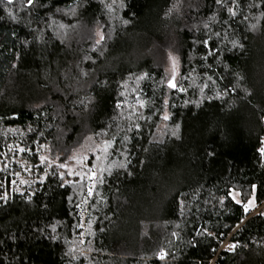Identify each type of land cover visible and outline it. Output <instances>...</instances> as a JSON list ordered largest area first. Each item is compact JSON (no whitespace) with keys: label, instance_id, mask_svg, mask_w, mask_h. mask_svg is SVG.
Returning <instances> with one entry per match:
<instances>
[{"label":"trees","instance_id":"1","mask_svg":"<svg viewBox=\"0 0 264 264\" xmlns=\"http://www.w3.org/2000/svg\"><path fill=\"white\" fill-rule=\"evenodd\" d=\"M88 136L113 165L83 236V193L40 157ZM262 141L264 0H0V162L46 173L2 170L0 264H264V207H242L264 204Z\"/></svg>","mask_w":264,"mask_h":264},{"label":"rangeland","instance_id":"2","mask_svg":"<svg viewBox=\"0 0 264 264\" xmlns=\"http://www.w3.org/2000/svg\"><path fill=\"white\" fill-rule=\"evenodd\" d=\"M161 61L165 69L167 83L178 84L181 68L179 55L174 51L168 50L161 55ZM108 145L105 138L99 140L95 136H88L80 146L74 148L68 155L63 156L62 163H57V159L50 155L48 150L41 154L44 160H40V163L46 164L45 167L54 165L60 169L64 182L75 185L83 193L85 198L83 197L78 202L79 207L82 209L83 236L89 227L87 221H85L88 214L87 206L85 205L88 204V199L93 194L99 179L103 178L113 165V160L108 155ZM114 163L117 162L114 160ZM62 164L64 167H60ZM3 169H7L6 171L13 176L11 185H14L16 190H22L25 185H29L32 181L34 182L39 178H44L46 174L43 173L40 176L38 173L36 175V172L33 174L34 171L30 168L29 163L20 156V153L16 154L13 160L9 158L7 162H0V178ZM232 196L239 200L238 192L232 191ZM250 201L251 203L248 207L249 211L254 210L253 213L264 207L263 204L256 208L255 200L251 198Z\"/></svg>","mask_w":264,"mask_h":264},{"label":"snow or ice","instance_id":"3","mask_svg":"<svg viewBox=\"0 0 264 264\" xmlns=\"http://www.w3.org/2000/svg\"><path fill=\"white\" fill-rule=\"evenodd\" d=\"M33 2H34V0H27V4H28V6H31V5L33 4ZM7 3H8V4H12V3H13V0H7ZM216 3H217V4H220V3H221V0H216ZM228 11H229V13H230L231 15H233V16L235 15V12H234L231 8H229ZM10 15H11V13H10ZM100 39L103 40L104 37L101 35ZM205 44H207V41H205ZM169 87H171V88H176L177 85H176L175 83L170 82V83H169ZM163 119H164V120H168V119H169V116H168V115H164V116H163ZM261 143L264 144V141H262ZM20 151H24V149H21ZM258 151H259L262 155H264V147H261ZM40 159H41V161H43V160H44V157H40ZM60 167H64V165L62 164V165H60ZM252 187H253V189H254V188H255V185H253ZM90 191H91V190H90ZM229 196L235 201L236 204H241V201H240V200H236V199H235V196H232V193H231V192H229ZM0 199H5V200H6V196H5V197H0ZM250 203H251V201H249L248 204H243V205H242V207L244 208V211H245V212H247V211L249 210L248 205H249ZM232 247H234V245H233ZM163 258H164V254L162 253V254L160 255V259H163Z\"/></svg>","mask_w":264,"mask_h":264}]
</instances>
